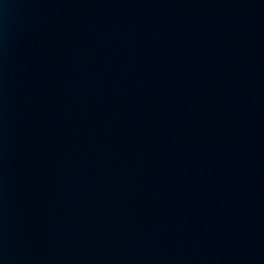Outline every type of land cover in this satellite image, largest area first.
<instances>
[{"label": "water", "instance_id": "obj_1", "mask_svg": "<svg viewBox=\"0 0 264 264\" xmlns=\"http://www.w3.org/2000/svg\"><path fill=\"white\" fill-rule=\"evenodd\" d=\"M0 264H264V0H0Z\"/></svg>", "mask_w": 264, "mask_h": 264}]
</instances>
